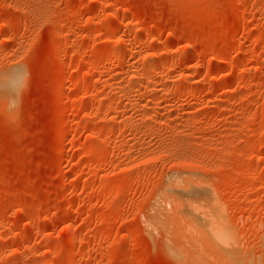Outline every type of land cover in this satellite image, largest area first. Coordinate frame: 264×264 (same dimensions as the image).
Returning a JSON list of instances; mask_svg holds the SVG:
<instances>
[{
    "label": "rangeland",
    "instance_id": "1",
    "mask_svg": "<svg viewBox=\"0 0 264 264\" xmlns=\"http://www.w3.org/2000/svg\"><path fill=\"white\" fill-rule=\"evenodd\" d=\"M0 264H264V0H0Z\"/></svg>",
    "mask_w": 264,
    "mask_h": 264
},
{
    "label": "bare ground",
    "instance_id": "2",
    "mask_svg": "<svg viewBox=\"0 0 264 264\" xmlns=\"http://www.w3.org/2000/svg\"><path fill=\"white\" fill-rule=\"evenodd\" d=\"M214 237V236H213Z\"/></svg>",
    "mask_w": 264,
    "mask_h": 264
}]
</instances>
